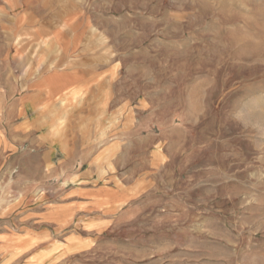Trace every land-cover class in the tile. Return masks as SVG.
<instances>
[{"label":"rangeland","instance_id":"rangeland-1","mask_svg":"<svg viewBox=\"0 0 264 264\" xmlns=\"http://www.w3.org/2000/svg\"><path fill=\"white\" fill-rule=\"evenodd\" d=\"M0 264H264V0H0Z\"/></svg>","mask_w":264,"mask_h":264}]
</instances>
